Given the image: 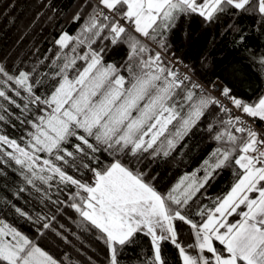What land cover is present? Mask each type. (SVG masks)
Wrapping results in <instances>:
<instances>
[{"label":"snow or ice","instance_id":"1","mask_svg":"<svg viewBox=\"0 0 264 264\" xmlns=\"http://www.w3.org/2000/svg\"><path fill=\"white\" fill-rule=\"evenodd\" d=\"M31 7L0 55V264H264V0Z\"/></svg>","mask_w":264,"mask_h":264},{"label":"trees","instance_id":"2","mask_svg":"<svg viewBox=\"0 0 264 264\" xmlns=\"http://www.w3.org/2000/svg\"><path fill=\"white\" fill-rule=\"evenodd\" d=\"M10 2L15 6L14 9H10L11 16L16 17L15 24H9L8 19L0 14V55H2L5 51L10 49L17 36V26L20 24L21 21L27 22L30 18V14L32 12V4L35 0H10ZM75 0H62V5L65 7H70L74 4ZM9 3V0H0V12H2L5 8V5ZM50 29H45V35ZM190 32V36L186 39L184 32ZM36 37V41L38 44H41L43 41V36L40 35L39 28L34 33ZM211 39V35H205L203 31L197 26H192L190 28L182 29L176 38L177 44L185 49L188 55L193 58H198L197 54L199 51L207 48L208 41ZM243 50H240L242 52ZM212 55L216 59H221L222 57H228L232 59L233 57H237L239 53L233 50L227 44H219L215 49L212 50ZM245 65L247 61L243 62ZM244 71L248 72L249 74H254L255 70L251 68L245 67ZM254 78V76H253ZM165 168L169 167L168 165L164 166ZM227 179V174H225V178L221 179L217 184V187L214 191H218L220 188H223L225 185V181ZM87 242V238H86Z\"/></svg>","mask_w":264,"mask_h":264}]
</instances>
